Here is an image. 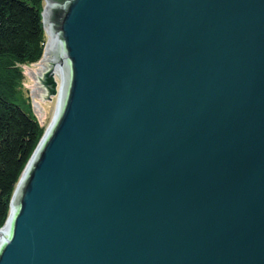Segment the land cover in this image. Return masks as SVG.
Returning <instances> with one entry per match:
<instances>
[{
    "label": "water",
    "instance_id": "1",
    "mask_svg": "<svg viewBox=\"0 0 264 264\" xmlns=\"http://www.w3.org/2000/svg\"><path fill=\"white\" fill-rule=\"evenodd\" d=\"M52 4L0 264H264V0Z\"/></svg>",
    "mask_w": 264,
    "mask_h": 264
},
{
    "label": "trees",
    "instance_id": "2",
    "mask_svg": "<svg viewBox=\"0 0 264 264\" xmlns=\"http://www.w3.org/2000/svg\"><path fill=\"white\" fill-rule=\"evenodd\" d=\"M45 0H0V230L21 176L45 134L25 90V68L44 57Z\"/></svg>",
    "mask_w": 264,
    "mask_h": 264
},
{
    "label": "rangeland",
    "instance_id": "3",
    "mask_svg": "<svg viewBox=\"0 0 264 264\" xmlns=\"http://www.w3.org/2000/svg\"><path fill=\"white\" fill-rule=\"evenodd\" d=\"M48 45V41H47V44L46 46ZM56 54H52L50 53L48 55V58L46 61H44L42 63L39 62L38 64L39 65H35V66H30V67H27L25 68V76H26V79H25V85H24V88L26 91H28L29 93V97L32 101V98L30 96V92L32 90L31 86H33L35 84V82L30 78V77H33V76H41V75H44L45 73L51 71V62L49 61L50 58L54 57ZM57 56V55H56ZM34 101L36 103H39L43 109L45 110L46 112V115L45 117L42 119V121L44 122V126H45V131L48 129V126L51 122V119L53 117V113H54V105L52 103H48V105L44 104L43 102L39 101L38 99H34ZM33 106V104H32Z\"/></svg>",
    "mask_w": 264,
    "mask_h": 264
},
{
    "label": "bare ground",
    "instance_id": "4",
    "mask_svg": "<svg viewBox=\"0 0 264 264\" xmlns=\"http://www.w3.org/2000/svg\"><path fill=\"white\" fill-rule=\"evenodd\" d=\"M52 12H53V4H52V0H45V6H44V12H43V22H44V26H45V31H46V36H47V41H48V45L46 46L45 48V53H44V57L43 59L41 60L42 63L44 61L47 60L48 58V55L50 53H54L57 55L58 53V45H59V39L58 37L55 35V33L52 31L51 29V16H52ZM54 56L52 58H50V62H51V68L53 69L55 64H56V61H57V56ZM36 65H39V64H36ZM32 66H35V65H32ZM51 69V71H52ZM19 183V182H18ZM18 185V184H17ZM17 187V186H16ZM19 189V188H18ZM16 190V189H15ZM17 194H18V191L12 201V203L10 204V210L12 208V205L17 197ZM14 195V194H13ZM9 214H10V211H9ZM9 217V216H8ZM7 223V222H6ZM6 225V224H5ZM5 225L4 227L0 230V234L2 233V231L4 230L5 228Z\"/></svg>",
    "mask_w": 264,
    "mask_h": 264
}]
</instances>
